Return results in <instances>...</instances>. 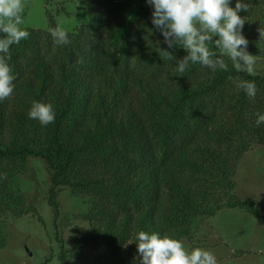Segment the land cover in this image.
Instances as JSON below:
<instances>
[{"label": "trees", "instance_id": "16d2710c", "mask_svg": "<svg viewBox=\"0 0 264 264\" xmlns=\"http://www.w3.org/2000/svg\"><path fill=\"white\" fill-rule=\"evenodd\" d=\"M145 3L88 0L90 19L68 31L71 42L63 46L53 41L49 30L58 24L47 11L49 28H24L28 39L10 48L17 79L12 96L0 102V177L6 174L0 214L23 215L25 196L15 178L27 171L29 157L41 158L56 218L62 188L92 197L84 215L90 227L78 235L76 250L104 237L113 255L125 248L138 254L140 231L192 239L203 218L222 208L212 204L217 186L232 187L251 142L264 143V123H255L264 114V70L237 72L224 58L226 72L197 63L181 76L175 61L159 56L167 45L140 18ZM169 51L177 59L187 54ZM240 80L256 84L255 99L231 90ZM34 101L53 105V123L41 126L28 117ZM226 206L264 221L250 200L233 196ZM6 244L3 218L0 249ZM68 252L62 247L63 264H70Z\"/></svg>", "mask_w": 264, "mask_h": 264}, {"label": "rangeland", "instance_id": "374dc122", "mask_svg": "<svg viewBox=\"0 0 264 264\" xmlns=\"http://www.w3.org/2000/svg\"><path fill=\"white\" fill-rule=\"evenodd\" d=\"M24 28H44L50 26L49 11L58 25L67 31H74L89 18L88 0H24ZM137 5L140 3L134 1ZM249 11L238 13L246 17L242 34L248 40L247 51L256 56V73L264 70V0H243ZM236 0H231L235 7ZM140 18L151 22L153 8L146 2ZM153 36L164 40L162 34L152 24ZM219 53V51H218ZM223 58H228L224 56ZM238 81L232 83L231 90L238 92ZM264 97V96H263ZM258 103L252 102V107ZM246 139H252L250 132ZM26 172L16 176L25 196L21 206L24 213L0 214L7 221V244L0 249V264H63L59 258L62 247L67 249L70 264H139L140 257L131 248H125L113 255L105 238L99 237L90 244L75 249L78 235L90 227L84 215L90 210L92 197L89 194H75L71 187L62 188L58 196L59 216L56 218L49 206L48 192L50 171L46 162L37 157H29ZM204 177L212 179L210 174ZM228 182H220L215 189L212 204L222 205L214 216L205 217L192 239H181L189 250L196 247L211 250L218 264H264V221L251 215L246 208L226 206L233 196L250 200L264 214V143L251 142L248 150L238 163V169ZM49 261L46 262V259Z\"/></svg>", "mask_w": 264, "mask_h": 264}, {"label": "clouds", "instance_id": "9594fccd", "mask_svg": "<svg viewBox=\"0 0 264 264\" xmlns=\"http://www.w3.org/2000/svg\"><path fill=\"white\" fill-rule=\"evenodd\" d=\"M153 8L151 22L160 31L167 48L159 49L163 60L175 61L176 71L183 76L191 64H200L215 72L228 71L227 56L237 72L253 75L256 56L247 51L248 40L242 34L246 17L238 13L248 12L249 5L236 0H146ZM24 0H0V102L10 98L17 79L10 65V48L28 39L30 33L23 29ZM55 44L68 45V31L57 25L49 30ZM264 38V31H259ZM209 45L219 50L213 51ZM182 48L187 53L177 59L174 51ZM82 62V61H81ZM237 87L255 99L257 86L253 81L240 80ZM55 110L51 103L34 101L28 112L30 119L38 120L41 126L55 121ZM257 126L264 123V114L257 113ZM6 179V174L3 177ZM139 264H218L215 254L208 249L196 247L189 250L181 239L168 234L140 231L136 237Z\"/></svg>", "mask_w": 264, "mask_h": 264}]
</instances>
